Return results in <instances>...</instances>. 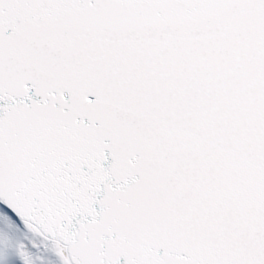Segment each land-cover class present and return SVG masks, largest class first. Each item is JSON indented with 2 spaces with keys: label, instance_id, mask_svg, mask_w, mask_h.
Returning <instances> with one entry per match:
<instances>
[{
  "label": "snow or ice",
  "instance_id": "1",
  "mask_svg": "<svg viewBox=\"0 0 264 264\" xmlns=\"http://www.w3.org/2000/svg\"><path fill=\"white\" fill-rule=\"evenodd\" d=\"M0 264H264V0H0Z\"/></svg>",
  "mask_w": 264,
  "mask_h": 264
}]
</instances>
